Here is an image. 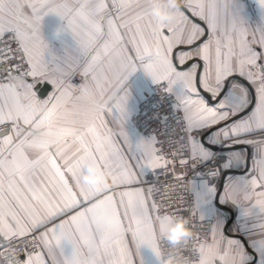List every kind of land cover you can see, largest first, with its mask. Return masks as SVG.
Wrapping results in <instances>:
<instances>
[{
	"label": "snow or ice",
	"instance_id": "snow-or-ice-1",
	"mask_svg": "<svg viewBox=\"0 0 264 264\" xmlns=\"http://www.w3.org/2000/svg\"><path fill=\"white\" fill-rule=\"evenodd\" d=\"M234 2L185 0L154 28L151 0H0V256L137 264L143 246L158 255L157 233L174 217L165 205H183L176 189L187 187L191 216L212 224L188 242L190 264H264V138H245L264 137V27H246ZM49 13L64 22L57 35L75 41L63 55L42 37ZM138 67L165 94L180 85L170 113L157 114L163 140H134L127 129V81ZM237 146L256 149L250 170ZM85 158L111 182L85 183ZM210 163L195 172L199 184L176 172ZM170 169L175 183L157 174ZM229 224L237 235H226Z\"/></svg>",
	"mask_w": 264,
	"mask_h": 264
},
{
	"label": "crops",
	"instance_id": "crops-1",
	"mask_svg": "<svg viewBox=\"0 0 264 264\" xmlns=\"http://www.w3.org/2000/svg\"><path fill=\"white\" fill-rule=\"evenodd\" d=\"M234 10L238 11L240 17L242 18L244 25L252 30H256L258 28L264 27V8H261V6L258 3V0H235L233 4ZM63 21L56 16L55 14L49 13L47 16L44 17L43 23H42V37L44 38L45 42L49 46V50L52 53H55L57 55H63L66 50H71L75 47V41L69 32H61L59 35H57V29L60 28L63 25ZM175 52V50H174ZM49 53H46V58L48 57ZM189 62H192V59H189L187 61V64ZM199 63L203 64V61H199ZM202 70V67H201ZM79 75V74H78ZM239 79V78H238ZM245 84L246 81H243L242 78L240 79ZM153 83L151 81V78L148 77L142 70V68H137V71L132 73L129 76V79L127 81V87L129 91V101H128V112H129V120L127 124V129L129 131L130 136L136 140L140 137L147 138V136L140 133L138 130H136L131 125L132 116L137 110V107L139 103L150 94L151 87ZM180 90V85L175 86L173 94H178ZM201 94L205 96V98L208 97V93H205L201 89ZM208 94V95H207ZM44 98V97H42ZM109 119V126L112 128H116V124ZM221 125H217L215 127H220ZM256 136H249L245 137L246 139H261L264 137H258ZM238 147V146H237ZM245 148L247 151V154L250 155V160L248 164V169H251L252 166V156L253 153L256 151L251 146H239ZM247 155V158H248ZM245 169H233L231 170V173L228 175L231 176H241L245 174ZM148 179V177L146 178ZM224 179V177H223ZM222 181V180H221ZM196 184H199L197 182ZM145 187V185H143ZM37 210L41 209V205L36 203L35 201L32 202ZM229 207L230 206H226ZM59 222V221H56ZM51 226V225H49ZM232 225L229 224L226 227V235H237L235 232L231 231ZM255 238V237H254ZM64 247L66 254H70L71 252V244L68 242H64ZM143 258L144 264H160V261L158 260L155 253L148 248L147 246H143L140 249V257L137 258V264H139L140 258Z\"/></svg>",
	"mask_w": 264,
	"mask_h": 264
},
{
	"label": "built area",
	"instance_id": "built-area-1",
	"mask_svg": "<svg viewBox=\"0 0 264 264\" xmlns=\"http://www.w3.org/2000/svg\"><path fill=\"white\" fill-rule=\"evenodd\" d=\"M15 47V45H13ZM74 83H80L81 77L77 74L73 80ZM176 103V97L173 93L165 94L161 87L153 84L151 87V92L148 96H146L138 105L136 112L132 116L131 125L136 130H138L143 135L149 137L150 135H157L158 139H165L163 135L160 134L161 132V124L157 117V114H159V117L162 118L165 115H168L171 111V106ZM182 115V112L180 113ZM169 124L174 125V121L170 120ZM258 137H261L260 135ZM159 146V145H158ZM164 151L166 153L171 152V148H169L166 144L164 145ZM170 158V157H169ZM221 161H218V163ZM208 167H212L211 163L208 166H200L195 171H193L191 168H180L179 166L176 167L177 173H183L185 175V179L182 182L184 185H187L189 181H193L194 183H197L200 181V178L195 175V172L205 173L207 171ZM160 177V180L167 179L169 182L175 183V181L172 180V174L171 169L169 170V174L167 178H165L162 174L159 172L157 173ZM223 176L220 177V180ZM205 179H209L210 182H216L215 180H212V178L205 176ZM153 177L149 176L148 180L151 181ZM148 185L145 184V188ZM176 195L177 196H183L185 203L183 205H178L176 203V200L173 199L171 202V205H165V208L173 215V216H185L190 218L191 225L193 227V230L195 234H198L201 239L208 236V230L212 227V224L208 221H204L201 223L198 219V215L196 218H193L190 214V212L187 210L189 208V205L193 199L191 192L188 190L187 187H177L176 189ZM157 200H159V197H156ZM177 208L179 210L177 211ZM12 246H19L17 241H13ZM162 247H166V245L161 243ZM7 247V245H6ZM0 251H3V249H0ZM183 256L189 258V259H195V257L192 255L190 251V245L186 246L182 250ZM25 255L23 252H21L20 259H24Z\"/></svg>",
	"mask_w": 264,
	"mask_h": 264
},
{
	"label": "clouds",
	"instance_id": "clouds-1",
	"mask_svg": "<svg viewBox=\"0 0 264 264\" xmlns=\"http://www.w3.org/2000/svg\"><path fill=\"white\" fill-rule=\"evenodd\" d=\"M184 6L185 0H151L153 27L174 21L177 10ZM59 30L58 28L57 31ZM81 164L84 168L82 180L88 185L100 187L104 183L111 182L95 159L85 158ZM194 235L190 218L174 216L167 226L157 233L159 244L157 258L160 264H190L181 250L187 246ZM162 242L166 247L161 246ZM10 259H14L11 251L0 256V264H9Z\"/></svg>",
	"mask_w": 264,
	"mask_h": 264
},
{
	"label": "water",
	"instance_id": "water-1",
	"mask_svg": "<svg viewBox=\"0 0 264 264\" xmlns=\"http://www.w3.org/2000/svg\"><path fill=\"white\" fill-rule=\"evenodd\" d=\"M192 62H193V60H192ZM192 62H189L188 64H191ZM239 79H241V78H239ZM208 95V94H207ZM239 147V146H238ZM249 160H250V155H248V158H247V162H248V164H249ZM229 173H231V171H229L228 172V174ZM221 180H223V177H222V179Z\"/></svg>",
	"mask_w": 264,
	"mask_h": 264
}]
</instances>
